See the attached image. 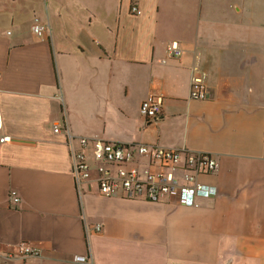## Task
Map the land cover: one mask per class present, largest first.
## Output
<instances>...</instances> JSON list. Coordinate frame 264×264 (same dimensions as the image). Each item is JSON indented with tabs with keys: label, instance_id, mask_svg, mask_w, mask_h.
Masks as SVG:
<instances>
[{
	"label": "crops",
	"instance_id": "obj_1",
	"mask_svg": "<svg viewBox=\"0 0 264 264\" xmlns=\"http://www.w3.org/2000/svg\"><path fill=\"white\" fill-rule=\"evenodd\" d=\"M151 93L155 120L139 110ZM63 120L91 164L80 190ZM0 135V264H264V0H0ZM80 137L211 152L219 168L198 179L217 193L102 195ZM23 240L39 254L10 256Z\"/></svg>",
	"mask_w": 264,
	"mask_h": 264
},
{
	"label": "built area",
	"instance_id": "obj_2",
	"mask_svg": "<svg viewBox=\"0 0 264 264\" xmlns=\"http://www.w3.org/2000/svg\"><path fill=\"white\" fill-rule=\"evenodd\" d=\"M131 11L139 14L141 10L132 4ZM32 31L42 35L49 30L48 22L41 21L38 16L33 19ZM183 49L179 42L172 41L167 46L170 57H180ZM206 76L197 73L191 82L190 97L202 99L205 96ZM164 96L160 93H151L140 104V113L149 120H155L162 113ZM54 132H65L69 154L71 158V171L75 187L80 190L83 182L92 178L91 164L87 160V153L83 148L74 146V135L70 132L67 121L55 123ZM10 135H0V143L10 142ZM81 146L91 144L92 153L97 162V175L100 194L110 196L117 190L126 192L129 196L144 195L152 201H163L165 198L176 199L184 205H197V198L211 197L217 193L213 185L199 181L203 174H213L219 168L216 156L208 151H197L187 147H164L144 143H127L108 141L101 138L90 139L80 137ZM136 155L148 156L150 162L143 167L138 165L126 166V163L135 159ZM109 163V165H106ZM181 169V173L175 171ZM14 200H18L14 195ZM95 231H100L102 225H92ZM87 230L89 226H86ZM39 248L31 240L21 241L10 256L26 259L38 255ZM80 261H87L84 255L77 256Z\"/></svg>",
	"mask_w": 264,
	"mask_h": 264
},
{
	"label": "rangeland",
	"instance_id": "obj_3",
	"mask_svg": "<svg viewBox=\"0 0 264 264\" xmlns=\"http://www.w3.org/2000/svg\"><path fill=\"white\" fill-rule=\"evenodd\" d=\"M35 16H37V15H34V16H33V19H34Z\"/></svg>",
	"mask_w": 264,
	"mask_h": 264
}]
</instances>
